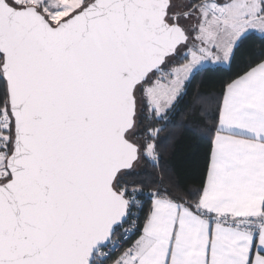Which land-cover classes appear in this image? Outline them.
Segmentation results:
<instances>
[{
    "label": "snow or ice",
    "instance_id": "6c2138e0",
    "mask_svg": "<svg viewBox=\"0 0 264 264\" xmlns=\"http://www.w3.org/2000/svg\"><path fill=\"white\" fill-rule=\"evenodd\" d=\"M0 264H264V0H0Z\"/></svg>",
    "mask_w": 264,
    "mask_h": 264
},
{
    "label": "trees",
    "instance_id": "16d2710c",
    "mask_svg": "<svg viewBox=\"0 0 264 264\" xmlns=\"http://www.w3.org/2000/svg\"><path fill=\"white\" fill-rule=\"evenodd\" d=\"M262 45L258 39L245 40L237 50L236 58L233 63L232 71L236 70V67L249 56L261 49ZM226 72L217 73H203L193 81V87L190 88V96H194L197 91L195 85H199V91L209 92L217 88L220 80L226 76ZM192 103V99L189 98V104ZM187 111V110H185ZM186 121L185 116H177L175 128H171L170 131L173 135L166 141H164L162 147V158L166 164L174 168L178 172H192L194 171L197 163L201 158L203 141L193 136L190 132L179 125H182ZM166 135V134H162Z\"/></svg>",
    "mask_w": 264,
    "mask_h": 264
}]
</instances>
